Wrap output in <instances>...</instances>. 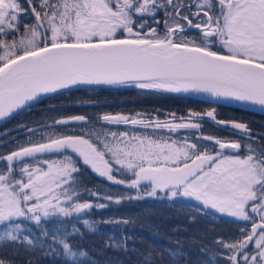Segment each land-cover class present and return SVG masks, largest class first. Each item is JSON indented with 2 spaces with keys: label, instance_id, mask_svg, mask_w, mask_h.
I'll return each instance as SVG.
<instances>
[{
  "label": "snow or ice",
  "instance_id": "obj_1",
  "mask_svg": "<svg viewBox=\"0 0 264 264\" xmlns=\"http://www.w3.org/2000/svg\"><path fill=\"white\" fill-rule=\"evenodd\" d=\"M160 10L165 16L163 35L143 19L147 14L160 24L155 19ZM27 18L34 23H23ZM192 28L199 34L189 39L184 33ZM217 41L219 47L213 50ZM79 85L195 90L264 106V0H23V4L0 0V119L38 101L43 94ZM200 115L190 112L188 119ZM204 115L215 119V109ZM98 119L108 125H143L153 130L200 127L198 123L124 115ZM72 122L88 123L85 116L77 115L53 119L51 126H44L55 128ZM217 123L232 128L233 134L246 137L247 142L242 145L207 137L214 143L210 152L198 142L188 143V138L178 147L175 140L129 137L127 132L104 128L81 130L79 135L30 129L38 139L30 136L27 146L18 142L17 150L0 155V245L15 243L35 249L47 243L49 250L61 247L65 259L76 264L87 255L68 242L70 235H82L79 229L73 225L69 233L58 219L75 215L80 222L87 210L105 207L78 202V155L83 165L113 183L125 184L117 179L125 171L134 177L128 184L137 190L136 197L114 200L112 195L100 197L84 189L96 199L119 204L121 199L145 197L169 201L193 198L205 215L221 214L250 223V228L238 230L236 238L216 239L217 252L201 249L209 251V261L199 264H216L217 255L224 253L228 254L226 264H264V143L252 140L246 123ZM229 149L233 154L226 155ZM241 149L246 152L243 158ZM48 153L62 159H38ZM82 224L95 230L87 219ZM33 229L39 235H34ZM168 252L174 261L183 255L171 249ZM145 260L151 264V252Z\"/></svg>",
  "mask_w": 264,
  "mask_h": 264
},
{
  "label": "trees",
  "instance_id": "obj_2",
  "mask_svg": "<svg viewBox=\"0 0 264 264\" xmlns=\"http://www.w3.org/2000/svg\"><path fill=\"white\" fill-rule=\"evenodd\" d=\"M23 4V0H20ZM215 3V0H213ZM39 10V9H38ZM146 23L157 29L163 35L165 19L163 10H160L153 22L147 14L143 17ZM25 24H32L34 20L27 18ZM198 30L190 29L184 35L189 39L197 36ZM219 42L217 41V50ZM226 52V49L224 50ZM215 109V119L204 115L207 111ZM201 114L189 120V113ZM139 114V115H138ZM183 117V120L173 119ZM83 115L88 123L72 122L68 125L51 126L53 119H66L72 116ZM103 115H124L142 120H159L169 123H198L199 129H168L153 130L143 125L111 124L108 125L98 117ZM226 122L246 123L252 132V140L264 143V114L254 112L242 107L216 103L203 98L177 94L162 90H142L133 86L107 85L89 88H76L61 91L33 103L21 110L0 125V155H8L17 150V143L24 144L31 136L38 139L37 134L30 129H39L40 132H62L68 135H79L93 129L99 131L104 128L111 132H140L145 136L166 140L188 141L202 144L211 150L214 143L207 137L217 139L236 140L242 145L247 138L233 134L234 130L217 123ZM87 138V137H86ZM197 138H202L197 140ZM103 139V137H101ZM256 145L254 144L253 147ZM240 154L245 155L244 149ZM61 158L59 154L48 153L38 156V159ZM76 166L80 168L81 185L78 188L80 200L92 204H104L105 207H93L80 217H59L64 226L71 233L75 225L82 235H70L69 243L76 251L87 253L80 257L78 264H148L145 260L147 253L151 252V264H199L209 261V251L217 252L214 241L218 238H236L240 228H249V222L236 220L221 214L205 215L198 211L199 204L185 198L175 201L167 199L145 197L143 199H121L119 204L109 203L106 199H96L88 191L100 197L112 195L114 200L118 196L136 197L132 189L125 184H116L94 171L91 166L83 165L82 159ZM31 163V160L27 161ZM0 167L3 163L0 162ZM123 180H130L131 175L125 171L120 174ZM87 219L93 223L94 231L86 229L82 220ZM127 220V224L114 223ZM34 235H39L33 229ZM124 238H127L124 241ZM123 242V243H122ZM122 244V246H113ZM251 247V246H250ZM182 252L174 261L168 250ZM207 249L209 251H201ZM227 253L218 254L216 264H226ZM0 261L4 264H76L68 261L63 255L62 248L56 246L49 250L47 243L43 248L26 249L21 244L5 243L0 245Z\"/></svg>",
  "mask_w": 264,
  "mask_h": 264
},
{
  "label": "water",
  "instance_id": "obj_3",
  "mask_svg": "<svg viewBox=\"0 0 264 264\" xmlns=\"http://www.w3.org/2000/svg\"><path fill=\"white\" fill-rule=\"evenodd\" d=\"M98 86H107V85H79V86L73 87L71 89H76V88H89V87H98ZM66 90H70V89H66ZM66 90H61V91H66ZM61 91H59V92H61ZM168 92H170V91H168ZM173 93L183 94V95H189V96L198 97V98H203V99H206V100H209V101H212V102H216V103H222V104H228V105L238 106V107H242V108H245V109L254 111V112H258V113H263L264 114V106H261L259 104H255V103H251V102H240V101H236V100L230 99V98L216 97V96H213L211 93H208V92L190 90V91H187V92L181 91V92H173ZM52 94H55V93L43 94L39 98V100H41L44 97L50 96ZM33 103H35V102H30L26 107H24L22 109H19V110H16L9 117L0 119V125L3 122H5L6 120H8L10 117H12L13 115H15L18 112H20L21 110L29 107ZM214 139H216V138H214ZM226 152L233 153V150L229 149V150H226Z\"/></svg>",
  "mask_w": 264,
  "mask_h": 264
},
{
  "label": "rangeland",
  "instance_id": "obj_4",
  "mask_svg": "<svg viewBox=\"0 0 264 264\" xmlns=\"http://www.w3.org/2000/svg\"><path fill=\"white\" fill-rule=\"evenodd\" d=\"M227 51V50H226ZM128 134H129V137H132V136H139V137H141V138H144V137H149V136H145V135H143V134H141L140 132H134V131H131V132H127ZM151 138V137H150ZM151 139H153V140H157V139H155V138H151ZM223 140H225V139H223ZM173 140H167V142L168 143H171ZM225 141H236V140H225ZM161 143H163L164 142V140H161L160 141ZM184 141H178L177 140V146L179 147L182 143H183ZM188 143H194V142H192V141H188ZM121 147H124V144H121L120 145ZM226 154V153H225ZM226 155H231V154H226ZM241 155V158H243V156L244 155H242V154H240ZM107 158V157H106ZM61 158H55V157H52V158H49L48 159V161L49 162H52V161H59ZM44 160V159H43ZM154 166H157V165H154ZM130 175H131V178L130 179H133L134 177L132 176V174L130 173V172H128ZM114 175H115V172L113 173ZM117 179H122V177L120 176V175H118L117 176ZM130 180H126V183H125V185L127 186V187H129V184H128V182H129ZM147 183V182H146ZM130 188V187H129ZM130 189H132L133 190V192H135V191H137L136 189H134V188H130ZM134 195H136V192L134 193ZM186 200H190V201H193V202H196V203H200L199 201H196L195 199H193V198H185ZM82 203V202H81ZM230 218H233V219H236V220H239V218H235V217H230ZM242 221V220H241ZM251 227V225H250V223H249V228ZM251 246V245H250ZM252 247V246H251Z\"/></svg>",
  "mask_w": 264,
  "mask_h": 264
},
{
  "label": "flooded vegetation",
  "instance_id": "obj_5",
  "mask_svg": "<svg viewBox=\"0 0 264 264\" xmlns=\"http://www.w3.org/2000/svg\"><path fill=\"white\" fill-rule=\"evenodd\" d=\"M184 2H190V0H184ZM191 11H196V9L195 8H192L191 9ZM183 14H185V15H187L188 14V12L187 11H185ZM191 18V17H190ZM197 21L194 19L193 20V23L195 24ZM193 30H196V29H194V28H192ZM190 29H188L187 31H189ZM144 183H146V182H144Z\"/></svg>",
  "mask_w": 264,
  "mask_h": 264
},
{
  "label": "bare ground",
  "instance_id": "obj_6",
  "mask_svg": "<svg viewBox=\"0 0 264 264\" xmlns=\"http://www.w3.org/2000/svg\"><path fill=\"white\" fill-rule=\"evenodd\" d=\"M226 154H233V153H230V152H225Z\"/></svg>",
  "mask_w": 264,
  "mask_h": 264
}]
</instances>
